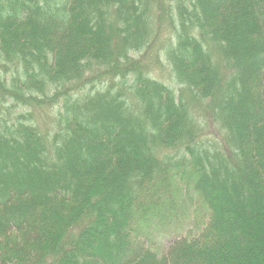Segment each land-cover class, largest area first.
<instances>
[{"label": "trees", "instance_id": "trees-1", "mask_svg": "<svg viewBox=\"0 0 264 264\" xmlns=\"http://www.w3.org/2000/svg\"><path fill=\"white\" fill-rule=\"evenodd\" d=\"M166 1L165 9L174 8L179 18L173 26L176 43L161 46L164 58L153 49L154 60L146 61L148 51L158 48L156 33L145 28L156 0H0V64L12 72L7 82L0 71V252L16 264H85L84 258L109 264L110 249L117 264H174L151 250L189 239L191 223L185 222L194 200L203 205L199 195L215 211L204 234L213 240L208 253L213 259L228 254L234 240L221 231L218 210L209 206L218 190L235 201L242 215L250 213L249 222L261 223L248 238L251 250L240 254L241 264H264L255 250L264 251V194L258 191L259 182L264 187V0ZM108 4L115 16L105 23L100 12ZM6 11L17 15L3 16ZM190 27L202 30L196 41L202 56L196 60L190 55L191 62L183 57L193 40L186 31ZM118 55L128 63L111 69L114 85L108 100L115 101L92 111L97 88L75 91L88 86L86 74L93 64L103 65ZM258 57L261 68H254ZM150 67L174 68L176 80L185 86L179 104L160 80L148 75ZM145 73L150 79L140 82ZM185 92L192 96L190 102L184 100ZM207 100L204 117L198 119L195 109ZM21 104L26 109H17ZM49 107L55 111L47 130L52 133L47 134L34 111ZM73 111L85 114L88 125L79 123ZM254 114V125L239 121ZM216 122L222 144L232 148L231 162L216 160L217 146L204 140ZM168 152L177 156L165 157ZM215 164H220L219 171ZM50 176L46 182L44 177ZM147 180L154 188L164 183L166 191L175 184L186 200L152 198L131 208L129 197ZM86 203L94 206L92 223L78 230L81 226L72 222L80 220L79 206ZM57 209L61 212L54 215ZM52 214L55 220L60 216L59 234L45 239L41 224ZM146 220L156 223L150 237L136 225ZM104 227L108 250L99 244L106 241L99 236ZM135 229L145 239L130 247L123 239L129 240ZM72 233L76 244L66 248L64 236ZM57 240L64 241L61 249H55ZM86 241L87 247L81 246ZM44 243L55 246L46 250ZM194 250H180L176 261L188 264L187 258L202 256L203 248ZM27 253L35 259L28 260Z\"/></svg>", "mask_w": 264, "mask_h": 264}, {"label": "rangeland", "instance_id": "rangeland-1", "mask_svg": "<svg viewBox=\"0 0 264 264\" xmlns=\"http://www.w3.org/2000/svg\"><path fill=\"white\" fill-rule=\"evenodd\" d=\"M56 2L58 0H55ZM109 1V0H108ZM111 1V0H110ZM164 0H156V5L154 7L151 8V12H150V16H149V22L148 24H145V28L147 29V31H149V34H154L156 33V38L154 39L153 43L157 41L158 43V50L155 49V46H153L151 48V50L148 51V54L144 56V60L146 61H153L154 58H152V50L154 49L155 54H159V57H163V52H162V47L164 46V44L168 43L171 40V43L175 44L176 43V36L178 35V32H176L174 34V37H172L174 29L173 26H176L178 23V15L177 12L174 8H170L169 10L165 9V5L163 3ZM208 1H214V0H208ZM220 1V0H219ZM166 2H174V0H167ZM165 2V3H166ZM175 3V2H174ZM122 5V4H121ZM112 6L111 4H108L106 7L102 8L101 13V20L105 23L109 22L115 15L114 12L112 11ZM124 7V6H123ZM192 10V8H191ZM8 14H13V15H17V13L15 12H10V11H6L5 13H3V16H6ZM122 25V21H118V26ZM197 29V30H196ZM196 29H192V27L188 28L187 34L193 38L192 41H190L188 43V49L187 51H185L183 53V57L187 58V60L189 62H191V57L190 55L194 56L196 58V60H198L200 58L201 55V50L198 47L196 41L199 43V40L202 37V30L200 28H196ZM185 37V34H184ZM189 54V56H188ZM140 55V54H138ZM131 57H135L134 53L131 52L130 53ZM121 56H117L115 60L111 61V62H103V65H92V70L88 72V74H86V77L88 78V86H85L84 89L82 90H77L75 91L76 94L88 90L90 87H96L97 89V93L99 94V96L96 98L97 101H94L93 106H92V111L96 110L97 108H100L102 106H104L108 101H115V100H108V98L110 99L113 93H108V90L111 88L110 85H114L113 82V74L111 69H113L115 66H119L120 69H123L126 67V63H128V61L126 59H120ZM103 59V58H102ZM120 59V60H119ZM119 60V61H118ZM117 61V62H116ZM116 62V63H114ZM112 63V64H111ZM259 57L257 59H254V65L256 67L261 68L259 65ZM111 64V65H110ZM257 64V65H256ZM253 65V66H254ZM3 67V68H2ZM3 69V74L2 78L3 80L9 82V78L11 76V69L9 68V66H6L5 64H0V71L2 72ZM174 68H162L161 70H157L154 67H150L149 73L148 75L151 77L156 78L158 81L160 80L161 83H163L166 87V89H169L168 91L172 94L173 96V103L174 104H179L180 103V97L181 96V89H183L184 87L176 80L175 76H174V72H173ZM264 72V71H263ZM147 73V72H146ZM146 73L144 74V78L145 79H140V82H144L147 81L148 76H146ZM2 74V73H1ZM257 80V79H256ZM128 82H131V79H128ZM176 91V93L173 92ZM153 92H151L152 94ZM151 94H149L148 96H150ZM152 97V96H151ZM184 100H188L189 102L193 99L191 95H187V93L185 92L184 94ZM121 102L119 100H116V104L119 105ZM203 106H198L195 109V113H196V117L198 119H203L204 117V106L207 107L209 105V100L201 102ZM181 105V104H180ZM10 106V104H9ZM26 105L25 104H21L19 108L17 109H21L24 110L26 109ZM15 109V111H13L14 114L19 113V111ZM213 109V108H212ZM3 110V109H2ZM214 110V109H213ZM55 108L54 107H49V108H42V109H37L34 111L35 114V120L38 123L39 128L41 127L43 130L46 131L47 134L52 133L51 131H47L49 125H51V120L53 118V114H54ZM80 111V110H79ZM74 112V111H73ZM74 117L75 119L81 123V124H85L88 125V118L85 114H83L82 112L80 113H75L74 112ZM258 115L254 114V115H250L249 117L247 116L246 118H242V116L239 117V121H248L251 122V124L254 125L255 121H257V117ZM264 117V115H263ZM155 118V117H154ZM12 119V117H11ZM3 121L4 118L2 119ZM105 122V120L103 121ZM210 129L209 131L212 132L211 135L206 136L204 138V140L208 141V142H213V144L215 146H217V154L215 156L216 160H219L221 157H224L226 159H228V162H231L232 159L231 156H228V152L232 150V148L229 145L224 146L222 144V134L221 131L222 129L219 127L218 123L216 122V124H210ZM92 129V128H91ZM94 131H98V129L94 128ZM123 139V137H122ZM260 141V140H259ZM131 142H134V139H131ZM256 142V141H255ZM259 143V142H257ZM169 155L165 156V157H171V156H177V152L172 154L171 152H168ZM95 156V155H94ZM148 157V156H147ZM165 157H162V159H164ZM214 161V160H213ZM220 164H215L214 168L215 170L219 171L220 170ZM7 173H10V175H16V172H14L12 169H6ZM3 172V173H6ZM220 175L221 171H220ZM239 175H242V172L239 173ZM53 178V177H52ZM45 181L47 182L48 180L51 179V176L49 178L44 177ZM210 186L213 188H216V186L210 182V178L208 179ZM259 188L258 191L261 192L262 194H264V187H262V183L259 182ZM116 185V184H114ZM26 186V185H23ZM12 188H17L20 189L19 186H11ZM207 189V187H206ZM16 190V189H15ZM10 193L12 194V189H9ZM212 196H210V201H211V205L210 208H216L218 210V221L222 224L221 231H226V234L232 235V238L234 240V244L232 245L233 251L230 250V252H228V254H222L223 252H221L220 255H216L213 259V257H211V253H208V249H213V240H206L208 238H210L211 235L209 236H204V234H206L208 232V230L205 232V229H207V227H209V222L210 220L214 217V213L215 211L211 213L209 207H207V203L205 204L204 199L199 195V197L201 198V202L203 203V205L196 203L194 200V203L192 205V208L188 214V219L185 223H191L188 228H187V232L189 233L187 235V237H189L188 240H183L179 243L176 244H170V245H163L162 247H159L157 250H151L153 252H155V254L157 255H162V257L167 256L170 261L173 260L172 263H183L182 261H176L178 257H180V255H178V252H180V250H184V252L187 249V246L190 247V249H195L194 251H199L200 248H203V254L200 257L197 258H187L188 260V264H218V260L220 259L223 262H226L227 264H238L239 261L241 264V259H240V254L243 255L245 254V252H247L248 249H250V246L248 247V238L250 236H252L253 233L258 232V227L257 225L261 224L260 222H255V223H251L249 222L251 219L249 217V214L247 212L246 215H242L239 212V208L238 205L235 204L231 198H228L224 192L222 190H218L216 191V193L212 192ZM152 198L155 199H160L158 202L161 201V199H164L165 201H170L173 202V199H179V201H185V195L182 192V190L180 189V187H177L175 184L172 188H169V191H166V186L164 183H161L160 187L157 185L155 188L153 186H151V182L149 180L145 181L143 183V187H138L136 192H134L130 197V205L131 208L133 207V205L135 204H140V203H145V204H149V202L151 201ZM77 198L74 199V201ZM178 201V202H179ZM247 200L244 199V203L246 204ZM262 202V201H261ZM231 203V204H230ZM262 204H264L262 202ZM233 205V206H232ZM81 210H83V214L77 213L80 217V220L76 221V222H72V223H76L77 227L81 226L78 230H80L82 227H87L89 228V224L92 222H89L91 220V214H92V210L94 209L93 205H90L88 203L86 204H82L79 206ZM264 209V205L260 208L261 211H263ZM61 211L59 209H57L53 214H57L60 213ZM52 214V215H53ZM50 216L49 218L51 219H47V218H43V223L41 224L43 227V231L47 232L46 238L47 239L49 236L53 237V234H59V229L58 227L60 226V223L58 221V218H60V216H57V220H55V217ZM33 216V215H32ZM108 216V215H107ZM212 217V218H211ZM124 219V218H122ZM60 220V219H59ZM107 221V223H109V221L112 220L111 216L107 217L105 219ZM121 221L120 219L118 220V222ZM125 223L124 221H121L120 224ZM256 226V227H255ZM112 227V225H111ZM117 227V226H116ZM126 227L127 224H126ZM214 225H211L210 228L213 229ZM255 227V228H254ZM87 229V228H86ZM90 229L91 226H90ZM108 228H103V231H101L99 233L100 237H104L105 238V242L103 243H99L102 247L106 248L108 250V246H110L109 244V238L108 236H104L106 235V233H108L107 231ZM112 228L109 229V231H111ZM253 232V233H251ZM71 235V236H70ZM64 236L66 238L67 242V246H71L73 248V245L76 244V241L74 240L75 236L74 233ZM37 235L34 236V238L36 239ZM145 237V236H144ZM144 237L141 236L140 232L138 231V229H135L133 233H131L130 239H123L125 244H129L130 242L132 244H130V247L133 245L134 241L135 242H141L143 243V239H145ZM185 239V238H184ZM99 241H102L103 239H98ZM122 239H120L121 242ZM47 245L46 250L53 248L55 245V249H61V246L64 244V241H61L58 243V240L56 241L55 245L53 246V244L51 243H44ZM88 241L82 242L81 246H86L87 247ZM98 246V244L95 243V245L90 244V250L96 249V247ZM107 246V247H106ZM50 247V248H49ZM251 250V249H250ZM257 254L259 255V257L264 258V251L263 249H255ZM113 249H110V255L107 258L109 261V264H117L118 260L116 259L114 253H113ZM46 254H52V255H48V257L52 258L54 255L53 253H45ZM206 254V255H205ZM125 255H129V254H124ZM26 258L28 260H32L35 259L34 253H30V254H25ZM161 257V258H162ZM26 259V260H27ZM71 260L75 259V256L70 257ZM85 264H93V262H90L89 260H86V258L83 259ZM215 260V262H214ZM119 263V262H118ZM0 264H16V261H14L12 259L11 256L6 255L4 252H0Z\"/></svg>", "mask_w": 264, "mask_h": 264}, {"label": "bare ground", "instance_id": "bare-ground-1", "mask_svg": "<svg viewBox=\"0 0 264 264\" xmlns=\"http://www.w3.org/2000/svg\"><path fill=\"white\" fill-rule=\"evenodd\" d=\"M155 224L156 223L154 221H151V220L140 221L139 223L138 222L136 223V225H138V227H139V230L147 231L149 233L152 231ZM151 234L152 233H150L148 237H150Z\"/></svg>", "mask_w": 264, "mask_h": 264}]
</instances>
